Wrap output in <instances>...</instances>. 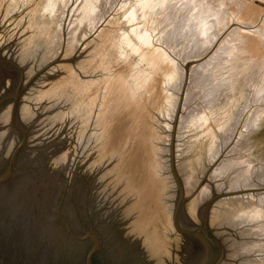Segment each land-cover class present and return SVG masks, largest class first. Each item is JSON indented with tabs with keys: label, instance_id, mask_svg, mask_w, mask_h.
<instances>
[{
	"label": "rangeland",
	"instance_id": "obj_1",
	"mask_svg": "<svg viewBox=\"0 0 264 264\" xmlns=\"http://www.w3.org/2000/svg\"><path fill=\"white\" fill-rule=\"evenodd\" d=\"M263 85L264 0H0V179L23 131L55 198ZM4 182L0 227L42 205Z\"/></svg>",
	"mask_w": 264,
	"mask_h": 264
},
{
	"label": "water",
	"instance_id": "obj_2",
	"mask_svg": "<svg viewBox=\"0 0 264 264\" xmlns=\"http://www.w3.org/2000/svg\"><path fill=\"white\" fill-rule=\"evenodd\" d=\"M0 264H264V85L2 225Z\"/></svg>",
	"mask_w": 264,
	"mask_h": 264
},
{
	"label": "bare ground",
	"instance_id": "obj_3",
	"mask_svg": "<svg viewBox=\"0 0 264 264\" xmlns=\"http://www.w3.org/2000/svg\"><path fill=\"white\" fill-rule=\"evenodd\" d=\"M233 19V18H232ZM238 20V19H237ZM231 21V20H230ZM233 21V20H232ZM233 23V22H232ZM238 23V22H237ZM230 26H231V24H230ZM229 26V27H230ZM227 27V26H226ZM242 27V26H241ZM245 27V26H244ZM226 30V29H225ZM240 30V29H239ZM220 31H218V33H219ZM223 32H224V29H223ZM218 33H216V35L215 36H217V34ZM215 36H213V39L215 38ZM219 36V35H218ZM213 39H211L210 41H209V44L208 45H210V43H211V41L213 40ZM219 40V39H218ZM12 64H15V63H13V62H11ZM23 66V65H22ZM17 74V73H16ZM16 74L14 73L13 74V76H14V78H16ZM29 74V73H28ZM16 81V80H15ZM26 96V95H25ZM25 96H23V98L25 97ZM30 96V95H29ZM28 97V96H27ZM25 97L23 100H22V103H23V108L26 110V109H28V108H30L29 107V100H31L32 99V101L34 100L33 98H30V97ZM29 99V100H28ZM19 102V101H18ZM15 107H17V104H16V106ZM22 107V106H21ZM45 109V108H44ZM15 110H17V108L15 109ZM30 110H31V108H30ZM39 112V111H38ZM47 111H45V113H46ZM40 113H43V108H42V111L40 112ZM39 113V114H40ZM9 114V113H8ZM18 114V113H17ZM22 114V113H21ZM32 114L33 115H37V112L35 111L34 113L32 112ZM19 115V114H18ZM23 115V114H22ZM16 117V116H15ZM18 117V116H17ZM17 117H16V119H17ZM15 119V118H14ZM43 121H44V125L43 126H47V125H50V123H51V121L53 122V119H51L50 117H43V119H42ZM42 120H41V123H38L39 125H41V129L43 128V126H42ZM7 121V120H6ZM13 121H15V120H13ZM19 121V120H18ZM15 123V122H14ZM28 123H30V122H28ZM32 123V122H31ZM19 125V124H18ZM33 125V124H32ZM23 126V125H22ZM25 126H27V125H25ZM28 127H30V126H28ZM12 130V129H11ZM39 132V131H38ZM43 134H45V133H43ZM11 135V134H10ZM33 135V134H32ZM40 137V136H39ZM53 137V136H52ZM20 140V139H19ZM27 140H29V139H27ZM50 140L48 139V142H49ZM17 143V142H16ZM29 143V142H28ZM28 145V144H27ZM40 145H41V143H40ZM34 146H36V145H34ZM42 147V146H41ZM48 148H50V147H48ZM30 150H32V149H30ZM44 150V149H43ZM49 150V149H48ZM4 153V152H3ZM49 155H51V158L52 159H54V161H59V160H61V156H62V154L60 155V153H58L57 151H55L54 149H53V147H51V150H49ZM7 159V158H6ZM1 162V161H0ZM21 163V162H20ZM6 169V168H5ZM20 171V170H19ZM18 171V172H19ZM43 171L44 172H42V171H40V174L38 175L37 173H35L34 175V177H36V176H38V179H35V178H33V175L31 174V173H27L26 171H23V173H17L13 178L11 177L10 179H7L4 183H3V185L2 186H4V185H6V184H10L11 185V188L14 190V191H21L22 193H24V195H27V194H30V190H36V191H38V195L37 194H35V195H37L38 196V199H37V203L36 204H44L45 202H47V201H49V200H51V199H53V196L55 195V190L54 189H50V188H48L47 187V185H46V183H45V185H43V183H42V179H40V177H41V175H47V174H49V176L50 177H52V173L47 169V170H45V169H43ZM11 176V175H10ZM1 180H3V177L1 178ZM9 190V189H8ZM8 190H7V193H8ZM9 191H11V190H9ZM9 194V193H8ZM35 195H33V196H31V200H32V203L33 204H35V198H36V196ZM5 197V199H6V196H4L3 194H0V198H4ZM17 207H18V203L16 204V207H15V209H17Z\"/></svg>",
	"mask_w": 264,
	"mask_h": 264
}]
</instances>
